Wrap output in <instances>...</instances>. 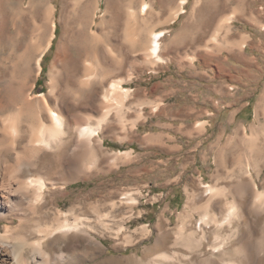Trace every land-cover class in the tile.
<instances>
[{
  "label": "rangeland",
  "instance_id": "374dc122",
  "mask_svg": "<svg viewBox=\"0 0 264 264\" xmlns=\"http://www.w3.org/2000/svg\"><path fill=\"white\" fill-rule=\"evenodd\" d=\"M179 2L0 0V98L19 90L53 97L56 82L72 125L83 116L95 122L103 85L97 79L81 88L87 60L107 73V84L118 76L131 89L124 124L110 114L104 146L90 166L74 152L75 138L59 156L44 153L32 170L70 178L66 196L59 195L63 208L95 217V204L102 203L113 230H120L116 237L117 231L97 232L103 254L77 249L87 246L84 233L49 240L51 250L70 243V250L87 254L82 264H126L154 252L157 242L169 249L181 227L186 234L202 225L213 240L230 202L237 213L224 226L239 228L233 241L251 244L252 264L264 263L252 248L264 234V200L260 208L256 198L264 193V0H187L174 17ZM163 28L162 60L156 61L142 42L149 30ZM139 30L143 38L134 43L128 34ZM119 150L130 154L118 161L113 152ZM114 200H121L115 209ZM204 212L210 221H202Z\"/></svg>",
  "mask_w": 264,
  "mask_h": 264
},
{
  "label": "bare ground",
  "instance_id": "6f19581e",
  "mask_svg": "<svg viewBox=\"0 0 264 264\" xmlns=\"http://www.w3.org/2000/svg\"><path fill=\"white\" fill-rule=\"evenodd\" d=\"M186 2L187 0H180L178 8L174 12V17L179 15ZM143 6L148 10L150 3L144 1ZM142 34L143 31L139 30L137 33L130 32L128 35L134 43H137L141 40ZM165 34L166 30L164 28L162 30L151 29L146 33L143 44L140 42L144 47L146 56L156 61L162 60L163 46L161 45V40ZM54 35L53 30L52 38L44 51H42L37 62L39 73L42 70V56L50 48ZM92 36L98 37L96 32H93ZM106 77L107 73L101 75L96 67L87 60L85 73L80 79L81 88L90 87L97 79L103 85V93L101 94L102 114L96 118L95 122H91L90 118L83 116L72 125L73 122L71 123L66 113L61 94L57 91L56 82L52 84L51 88L53 97L45 92L37 93L36 96H33L32 92L28 94L24 92L23 94L21 90L16 94V90V95L12 94L14 97L12 96L11 99L0 98V221L4 222L3 227L1 226L0 228V264L86 263L88 261L85 259L87 254L104 253L105 241L100 238L97 232L100 231L99 233L104 235L107 230L117 231L113 230L114 228L110 223L111 219L109 222V213L101 208L100 205L102 203L97 202L95 209L94 205L91 204L94 209H92L93 212L95 211V217L78 213L76 207L68 211L63 208L59 195L61 193L66 196V188L72 183L70 178L50 177L40 172L32 171L39 167L44 153L52 151L54 155L59 156L60 152L68 147L75 138L74 152L81 151L86 159H90L88 163L90 166L104 146V139L101 133L104 132V128L109 122L110 114L112 112L115 113L118 122L120 124L123 122L124 124L125 101L131 94V89L124 87L123 82L125 80L123 78L114 77L107 84ZM0 91H2L1 87ZM10 107H14L12 112L5 113ZM122 154L127 157L130 151L119 150L115 153L113 152L116 158ZM27 169L30 171L27 172ZM206 187L210 193L216 190V187L210 184L206 185ZM256 196L260 207L263 205L264 193L259 192ZM126 200H128L126 203L130 206L135 202V198L132 196ZM51 201L52 206H49ZM120 202L114 200L111 205L115 209L119 207ZM228 204V211H226L224 218L225 223L217 224L212 230L214 234L213 240H210L207 236L208 231L204 227L202 228V225L199 226L200 231L193 228L186 234L183 232L185 231L183 227H181L182 229L177 233V239L173 242L171 248L159 247V242H157L154 247L155 251L151 254L149 253L150 255L135 256L132 261L126 257V264L254 263L253 261L251 263L250 259L252 254H250L251 244L249 245V242L245 244L233 241V237L239 228H234L231 224H229L228 229L224 226L228 221H232V218L237 213V204L235 205V202ZM204 213L201 219L207 222L210 214ZM216 221L219 223V220ZM115 226L117 229L119 225ZM72 233H84L87 235V246H79L77 248L83 249V252H87V254L79 255L80 253L70 250V243L52 250L49 248V240L53 237L55 238L57 234L68 238ZM119 233L120 230L114 236H118ZM128 239L130 237H127V241ZM254 246L252 248H255L258 257L262 259L264 257V234L262 239ZM122 262L121 264H123Z\"/></svg>",
  "mask_w": 264,
  "mask_h": 264
},
{
  "label": "trees",
  "instance_id": "16d2710c",
  "mask_svg": "<svg viewBox=\"0 0 264 264\" xmlns=\"http://www.w3.org/2000/svg\"><path fill=\"white\" fill-rule=\"evenodd\" d=\"M38 84H40V80L38 81Z\"/></svg>",
  "mask_w": 264,
  "mask_h": 264
}]
</instances>
